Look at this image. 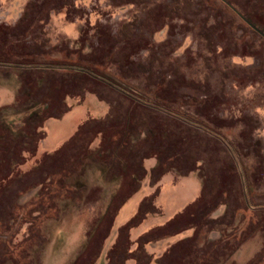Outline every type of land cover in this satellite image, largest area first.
Returning a JSON list of instances; mask_svg holds the SVG:
<instances>
[{"label": "rangeland", "instance_id": "1", "mask_svg": "<svg viewBox=\"0 0 264 264\" xmlns=\"http://www.w3.org/2000/svg\"><path fill=\"white\" fill-rule=\"evenodd\" d=\"M0 264H264V0H0Z\"/></svg>", "mask_w": 264, "mask_h": 264}]
</instances>
